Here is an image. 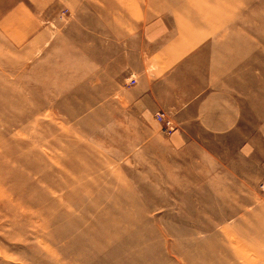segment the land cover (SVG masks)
<instances>
[{
  "label": "rangeland",
  "instance_id": "374dc122",
  "mask_svg": "<svg viewBox=\"0 0 264 264\" xmlns=\"http://www.w3.org/2000/svg\"><path fill=\"white\" fill-rule=\"evenodd\" d=\"M151 17L219 41L264 154V0H0V264H264V157L178 149L130 99Z\"/></svg>",
  "mask_w": 264,
  "mask_h": 264
},
{
  "label": "crops",
  "instance_id": "0c3cea01",
  "mask_svg": "<svg viewBox=\"0 0 264 264\" xmlns=\"http://www.w3.org/2000/svg\"><path fill=\"white\" fill-rule=\"evenodd\" d=\"M169 24L151 17L141 30L146 50L128 78L130 99L140 116L160 127L155 113L165 111L175 125L169 140L178 149L210 139L218 149L233 147L237 156L264 157L254 154L256 146L250 137L238 140L248 121V107L243 105L238 86L221 70L219 41L200 40L196 48H189L190 40L170 37ZM40 27L37 20L28 25V37ZM155 58L166 63L150 69L148 62ZM257 168L264 173V164Z\"/></svg>",
  "mask_w": 264,
  "mask_h": 264
},
{
  "label": "built area",
  "instance_id": "2783aa9c",
  "mask_svg": "<svg viewBox=\"0 0 264 264\" xmlns=\"http://www.w3.org/2000/svg\"><path fill=\"white\" fill-rule=\"evenodd\" d=\"M131 81H135V79H131ZM156 119L162 124V130L171 133L175 125L172 119L164 112V111H157L156 112ZM259 186L261 189H264V179L259 182Z\"/></svg>",
  "mask_w": 264,
  "mask_h": 264
}]
</instances>
